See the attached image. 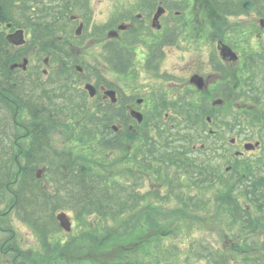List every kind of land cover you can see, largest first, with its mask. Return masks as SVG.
Segmentation results:
<instances>
[{"label": "rangeland", "instance_id": "rangeland-1", "mask_svg": "<svg viewBox=\"0 0 264 264\" xmlns=\"http://www.w3.org/2000/svg\"><path fill=\"white\" fill-rule=\"evenodd\" d=\"M149 4L147 0H12L5 7L6 14L11 13L8 18H12L10 20L15 22V26L26 28L39 38L41 32L50 33L52 29L57 30L55 35L62 34V49L65 51L64 55L62 50V62L63 59L66 61L67 72H72L76 79L80 78L75 85L62 90L67 100L89 98L83 91L84 74L87 81L98 75L120 90L131 89L132 93L143 94L149 87L153 92L154 103L146 102L139 106L145 113V124L152 128L147 137L151 142L135 140V137L130 139L132 147H143L136 149L135 153L134 149L130 156L119 160L106 159L107 155L97 151L94 154L92 143L84 142L80 136V125L78 132H72L74 120L66 117L72 108L64 110L62 128L65 126L66 130L62 129V166L58 148H44L39 158L45 162L47 176L54 182L48 184V194H54L56 186L63 190L67 184L62 177L76 172L81 164L91 165L89 160L92 159L93 178L100 180L104 175L107 183L111 181L108 183L111 200L110 209L105 213L95 211L78 215L80 210L74 206L75 198L57 190L52 207H45L40 215V221L50 229L51 240L59 243L57 252L52 256L63 258L68 264H264V194L258 202H254L251 192L254 193L255 189L248 186H256L257 182L250 184L248 179L241 178L235 184L234 170L231 168L227 172L224 168L228 163H232L233 167L264 166V129H256L251 119L241 121L239 115L242 112L246 115L248 107L243 102H227L222 107L223 114L214 116L210 125L205 124L204 119L194 124L192 119L195 116L189 117L188 113L191 121L185 122L184 113L177 110L180 103L172 104L175 94L184 97L190 93L185 86L186 77L194 72L190 68L203 69L208 65L207 54L215 41L207 42L205 37L211 35L214 40H226L254 58V62L249 63L251 73L255 74L253 80L245 78L251 74L248 65L234 64L229 67L227 74L232 78L227 80L229 91H246L245 84L264 88V28L259 25L258 16L247 12L222 13L212 0H175L174 5L183 9L178 17L177 29L184 35L194 36L191 51L185 50L186 41L179 42L182 45L168 51L161 69L154 74L140 72L139 60L142 57L135 53H132L133 60L126 73L108 71L103 67L108 57L107 43H96L97 38H103V31L125 19L128 13L142 11ZM72 14L83 22L80 36L74 34L78 23L70 19ZM44 38H40L41 41ZM76 64L83 67V73L75 75ZM64 81H69V78ZM159 99L165 102L156 103ZM161 105H169L170 108L165 111ZM196 106L198 110L201 107ZM13 112L14 107L7 103L1 114L11 117ZM82 117L81 113L78 120ZM208 129L216 132L210 134ZM13 132L16 141L18 129ZM11 133L10 130L8 134L15 143L14 133ZM0 137V143L4 144L5 135ZM257 137L263 140L259 151H248L235 161L233 151L243 150L241 143L254 142ZM53 138L56 142L61 140L57 135ZM231 138L236 139L234 144L230 143ZM146 143L148 146H145ZM150 144H154L152 149L158 160L151 158L147 152ZM15 145L9 147L14 171L13 159L17 157L21 163L27 151L24 144L20 150ZM139 154L145 155L146 162H151L153 167L162 169L158 179L154 175L147 179L137 169L135 159L138 161ZM190 159L195 161V165L187 171ZM99 163L107 167L103 169ZM261 173L264 175V167ZM125 187L126 192L123 191ZM155 192L160 196L150 199ZM37 195L40 196L39 193ZM119 202L128 208L125 213L120 210ZM12 203L11 194L6 192L1 204L2 212ZM26 208L32 212V205H26ZM59 211L70 217V233L54 225V218H50ZM117 212H122V215ZM100 214L105 215L104 224L111 229V239L106 244L102 238L107 231L102 228ZM21 215L19 207H16L1 219V224L10 229L8 233L14 232L22 252L32 250L38 260L40 243L35 222L26 223ZM146 221L154 222V225L148 226ZM90 223L94 227L89 228ZM8 233L0 234V237ZM156 248L162 250L157 252ZM0 264L7 263L0 261Z\"/></svg>", "mask_w": 264, "mask_h": 264}, {"label": "flooded vegetation", "instance_id": "flooded-vegetation-1", "mask_svg": "<svg viewBox=\"0 0 264 264\" xmlns=\"http://www.w3.org/2000/svg\"><path fill=\"white\" fill-rule=\"evenodd\" d=\"M174 1L147 0L150 4L146 8L141 9L142 11L128 13L125 19L120 20V22L112 27H106L107 29L103 31L105 36L103 38L98 37L96 43H107L106 49L109 59L112 60L114 50H123L128 57L125 61L128 68L131 66L133 60L132 53L139 54L142 57L139 60L141 63L140 72L144 71L154 74L155 71L161 69L168 51L182 45L179 42L186 41V51H191L193 47L194 36L192 34L184 35L176 27L178 17L183 12V9L175 6ZM158 7H162L163 11L157 20H153ZM236 13L238 12L233 14ZM253 15H257V13ZM72 20L77 21L78 24L80 22L78 17H74ZM0 22V135L2 131V103L4 101L14 107V112L11 115V126L13 130L18 129V136L15 141L17 149L20 150V147L26 142V149L31 152V160H35L36 154L34 155V153H38L36 160L42 161L39 158H41L40 154L44 148L47 149L49 146L58 148L61 159L60 164L62 166V129L66 130L65 126L62 128V115L64 110L72 108L73 111L79 114H81V110H85L86 114L84 117H88L90 112L95 118L100 133L106 131L108 135L119 134L123 138L121 141L124 148L129 150L130 133L135 132L133 126L136 124L130 115V111L134 108L142 112L139 106L146 102L154 103L152 89L150 90L149 87H146V91L143 94L132 93L131 89H126L127 91L125 89L120 90L108 80H101L98 75L90 77L91 81H87L84 74L82 76L83 83H91L95 88L93 97L85 98L84 100L83 98L67 100L63 97L62 90L64 89L65 91L69 85H75L77 81H80V78L76 79L72 76V72H67L66 61L63 59L62 62V34L52 35L51 32L44 31L39 34L40 38L46 36L41 41L38 36L33 35L26 28L24 29L15 25L8 28L5 25L6 21L1 18ZM120 23H123L126 27L119 29ZM16 30L22 31L17 32L13 37H7L8 34ZM111 30L116 31V34L109 36L108 33ZM20 33L24 39L22 44L9 42L10 38L14 42L19 41ZM80 35L81 33L78 36ZM205 41H215L214 47L207 54L208 65L203 69L190 68V71L194 70V72L187 76L185 81V86L189 89L190 93L184 97H178L175 94V101L172 104H186L189 107V117L198 115L200 109L198 110L196 105L203 106L204 122L210 125L214 121V116L217 117L223 114L224 110L222 107L227 102L228 104L243 102L248 107L245 112L246 115L243 112L239 115L241 121L243 119H251L256 129H264V88L256 85L250 87L252 85L245 84L244 88H247L246 91L240 93H232L227 88V80L232 79L227 74L229 67L234 66V64H245L246 66L248 65V72L251 73L252 67L249 66V63L252 64L254 58L247 51H243L241 48L236 47V45L233 46V44L226 42V40H214L213 35L205 37ZM222 45L230 48L235 59L228 58L221 53ZM133 47L135 49H132ZM63 52L65 54V51ZM114 63L116 66L111 67L107 62H103V67L112 73L123 74L119 71L123 67V64H121L123 62L120 60ZM134 69H138V67H134ZM74 71L75 75L84 72L83 69L79 71L76 65L74 66ZM130 77L131 79L133 78L132 72ZM68 78L69 81H64L68 80ZM198 78L200 79L199 82ZM245 78L253 80L255 74L251 73L249 77L246 76ZM107 91H114L115 101L111 100L110 96L107 95ZM64 96H66V93ZM159 102L161 104L165 101L159 99L156 103ZM102 106L105 110L115 112L117 117H119L118 120L107 125L106 128L103 124L98 123V121L101 123L100 110ZM165 115L167 116V113ZM76 116L77 114L75 113L71 115L72 118L77 120ZM120 116L123 119L122 122L119 120L121 119ZM197 119L200 120L198 117ZM79 125L80 122L78 121L77 126ZM73 127L72 132H78L77 127ZM208 132L214 134L216 131L208 129ZM55 135L61 138L60 141L58 140L59 142H56L57 140L53 138ZM235 140L232 138L230 140L231 144H234ZM255 142L258 144L251 149V152L259 151L263 140L261 137H257ZM245 143H241L242 147ZM53 151L56 152L57 150L53 149ZM246 152L248 151L235 149L233 151L235 161L238 160L237 157L244 155ZM112 153H119V150H111L110 155H113ZM228 164L230 166L227 165L225 168L227 167L228 170L233 168L232 163ZM45 165V162H43L39 163L36 167V169H40L41 171L40 177L36 178L39 183H47L50 180L47 176L48 167ZM263 167L262 165L256 168L253 167L249 171L242 169L238 171L235 167L233 169L235 171V180L241 178L251 179L252 177L258 180L262 177L264 180V176L261 173ZM258 175L261 177H257Z\"/></svg>", "mask_w": 264, "mask_h": 264}, {"label": "trees", "instance_id": "trees-1", "mask_svg": "<svg viewBox=\"0 0 264 264\" xmlns=\"http://www.w3.org/2000/svg\"><path fill=\"white\" fill-rule=\"evenodd\" d=\"M12 0H0V18L5 20H10L12 18H8V16H12L11 13L6 14L5 7L10 3ZM217 6L216 8L220 10L222 13H235V12H244L241 8V1L243 0H212ZM259 6V15L264 17V0H252ZM112 61L113 65L116 66L114 62L122 61L123 67L122 69H119L122 73H125L127 71V65L125 61L127 60V56L125 55L123 50L118 51L117 49L114 50L112 55ZM85 105H83L84 107ZM178 112L184 113V117L186 118L185 122H190L191 118H188L187 113H189V107L187 109V106H177ZM161 108H165L164 110H168L170 106H164L161 105ZM173 108V107H172ZM203 106H201L198 112V115L193 118V123H198L197 117L201 120L204 117V113L202 112ZM83 109V108H82ZM85 111V110H84ZM101 114V123L98 121L99 124H103L105 128L107 125L112 124L113 121L118 120L119 117H117L115 112H112L110 110H105V108L102 106L100 110ZM90 117L83 121V124L81 125L80 129V136L82 137L84 142L92 143V152L96 154L97 151L98 154L101 155H107L106 159H109V152L114 149L119 150V155L125 158L126 156H130V154L134 151L136 152V149L141 148L143 146L138 147H132L130 144V151H126L124 149V145L122 143V137H120L119 134H111L108 135L105 131L104 133H100L99 135H96L97 132V123L94 120V117L89 113ZM75 116V115H74ZM121 117V116H120ZM121 122L123 121L122 117L119 119ZM147 119L144 118V122L137 126L138 129L140 128V131L137 133H131L130 139H133L135 137L139 140H148V143L151 141L149 140L148 133L152 128L148 126ZM69 129V128H68ZM10 131V128L6 125L2 128V135H5L6 141L4 144L2 143V151L0 152L1 155V161H0V207L3 202V196L7 192L11 194L13 198V202L15 204V208L19 207V213L21 215V219L28 223V221L31 224L32 222H35V228L38 232V239L40 243V251H39V259H35L33 251L27 250L25 252H22L23 249L19 247V244L17 243V240L13 236V232L8 233L6 236L0 239V261L6 262L7 264H68L67 261L61 259L60 257H53L52 254L57 252L58 250V244L57 242H53L51 240L50 234H49V227H47L46 223H42L40 221V215L41 210L45 207H52L51 205L54 204V198L56 196L57 190H59V193L62 191L67 192L70 196L75 198L74 206L79 208L80 213L78 215H84L89 214L91 212H107L110 208V185L104 180V175L101 176V179H95L93 178L94 168L92 167L94 165V161L92 159L89 160V166H86L84 164H81L79 166V169L76 172H73L67 176L62 177V181L64 184H67L65 187H55L54 188V194H48L49 188L43 189L39 186L34 180V176L32 174L33 167L31 166V152L26 151L24 154V163L21 164L20 170H13L11 166V151L9 150V147H11L12 143V137L10 134H8ZM83 131V132H82ZM1 135V136H2ZM136 135H139L138 137ZM141 145V144H140ZM155 145L159 146V144ZM145 146H148L146 143ZM154 144H150L149 147H147V152L150 154V157L153 159H157L154 153V150L152 149ZM108 152V153H107ZM140 153V152H139ZM190 153V152H189ZM35 155V153H34ZM137 156V155H136ZM138 161L135 159V163L137 164V169H139L140 172H142V175H145L147 179H150V176L154 175L155 179H158L159 176L162 174V169L159 167H153L150 163L146 162V157L144 155L139 154ZM137 158V157H136ZM158 160V159H157ZM175 160V159H174ZM123 159L120 161L122 162ZM195 161L190 159L189 162H187V171L191 170V168L195 165ZM100 166L105 169L107 166L99 163ZM35 163H33V166ZM110 169V168H109ZM100 171V170H99ZM198 170H193L192 172H195ZM96 173H100L97 172ZM102 174H105L101 172ZM61 184V183H60ZM159 184H162L161 181H159ZM263 183H257L256 186H254V189L256 187H262ZM58 188V189H57ZM37 189L36 191H34ZM126 192V187L123 190ZM37 193L40 194V196L37 195ZM58 193V195H59ZM253 197L255 196L254 193L251 192ZM258 197H260L259 192L256 193ZM31 195H34V198H31ZM42 195V197H41ZM160 195H158L157 192L153 193L150 196V199H157ZM41 197V199H40ZM160 199V198H159ZM254 202H258V200L254 199ZM26 205H32V212L26 208ZM120 210L125 213V210H128L126 205L124 203L119 202ZM108 209V210H107ZM1 211V209H0ZM122 212H117L119 215H122ZM31 213V214H30ZM101 217V218H100ZM52 217V215L50 216ZM0 217V227L4 231L10 230L8 227H3L1 224ZM55 219V218H54ZM53 219L54 225L57 224V222ZM99 219L101 223H103L102 228H106L105 230L106 235L102 238L104 243L108 240H110L109 231L111 230L108 226L104 224V221L106 219L104 214H100ZM116 217H114L113 221H115ZM52 223V220H51ZM146 224L148 226H153V223H149L146 221ZM59 227V226H58ZM94 227L92 223L89 224V228ZM105 246V245H104ZM157 252H160L162 248H156Z\"/></svg>", "mask_w": 264, "mask_h": 264}, {"label": "water", "instance_id": "water-1", "mask_svg": "<svg viewBox=\"0 0 264 264\" xmlns=\"http://www.w3.org/2000/svg\"><path fill=\"white\" fill-rule=\"evenodd\" d=\"M242 7L249 11V12H256L258 10V7L252 2V1H244L242 3ZM163 11V8L162 7H158L156 12H155V15H154V18L153 20H157L158 16L161 14V12ZM261 25H264V20L261 19L260 21ZM10 26V23H8V27ZM81 27H82V24H79V26L77 27V29L75 30V33L76 34H79L80 33V30H81ZM126 26L125 25H119L118 28L119 29H124ZM19 31H22V30H16L15 32L13 33H10L8 34V38L9 37H13L17 32ZM109 36H112L114 34H116V31L112 30L110 31L109 33ZM9 42L11 43H16V44H22L24 42V39L22 38V34L20 33V39L19 41L17 42H14L11 38L9 39ZM221 53L228 57V58H231V59H235V56L233 54V52L230 50V48H228L227 46L225 45H222L221 46ZM200 81V79L198 78V82ZM85 89L88 91L89 95L90 96H93L94 93H95V89L92 85L90 84H86L85 85ZM107 95L110 96L111 100L112 101H115V96H114V91H107ZM130 114L131 116H133L134 118L137 119L138 122H140L142 120V114L134 109H132L130 111ZM253 147V144L251 143H248V144H245V148L249 149V148H252ZM56 219L59 223V226L64 229L65 231H70L71 230V221L69 219V217L67 216V214L65 212H59L56 214Z\"/></svg>", "mask_w": 264, "mask_h": 264}]
</instances>
